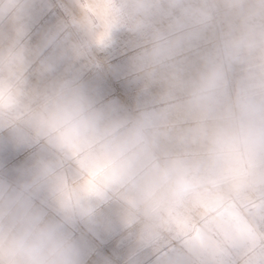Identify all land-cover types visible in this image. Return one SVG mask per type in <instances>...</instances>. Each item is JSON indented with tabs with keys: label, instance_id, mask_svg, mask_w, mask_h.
Returning a JSON list of instances; mask_svg holds the SVG:
<instances>
[{
	"label": "clouds",
	"instance_id": "obj_1",
	"mask_svg": "<svg viewBox=\"0 0 264 264\" xmlns=\"http://www.w3.org/2000/svg\"><path fill=\"white\" fill-rule=\"evenodd\" d=\"M0 264H264V0H0Z\"/></svg>",
	"mask_w": 264,
	"mask_h": 264
},
{
	"label": "rangeland",
	"instance_id": "obj_2",
	"mask_svg": "<svg viewBox=\"0 0 264 264\" xmlns=\"http://www.w3.org/2000/svg\"><path fill=\"white\" fill-rule=\"evenodd\" d=\"M104 251H105V253H108L109 252V247H106ZM93 259H99V258L98 257H93Z\"/></svg>",
	"mask_w": 264,
	"mask_h": 264
}]
</instances>
